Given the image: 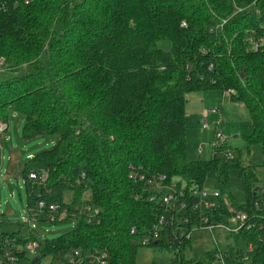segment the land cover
<instances>
[{
    "label": "trees",
    "instance_id": "obj_1",
    "mask_svg": "<svg viewBox=\"0 0 264 264\" xmlns=\"http://www.w3.org/2000/svg\"><path fill=\"white\" fill-rule=\"evenodd\" d=\"M235 7L246 10L233 16ZM222 20V30L211 33ZM250 28L264 33V0H0V123L16 113L25 118L24 141L56 139L22 169L24 179L30 171L48 174L43 186L25 184L27 203L37 192L47 204L100 210L90 224L77 217L60 237L42 236L41 255L52 263L57 254L97 249L110 264H136L139 232L151 228L159 213L145 200L144 186L128 179L130 167L184 184L187 193L209 182L228 192L237 170L245 200L239 205L229 198L248 219L230 237L237 247L240 241L253 247L247 264H264L257 167L220 157L189 160L185 121L189 95L220 91L223 100L247 111V151L259 146L264 153V48L248 49L243 35ZM224 91L233 93L225 97ZM67 193L72 199L64 203ZM235 246L226 262L244 264L235 259Z\"/></svg>",
    "mask_w": 264,
    "mask_h": 264
},
{
    "label": "built area",
    "instance_id": "obj_2",
    "mask_svg": "<svg viewBox=\"0 0 264 264\" xmlns=\"http://www.w3.org/2000/svg\"><path fill=\"white\" fill-rule=\"evenodd\" d=\"M255 5V3H252ZM245 8L235 7L233 16L239 13H244ZM258 17L260 12L255 10ZM226 20H222L220 24L215 23L210 27L211 33L221 31ZM182 28L186 27V23L182 22ZM261 29V27H260ZM244 42L249 50L258 52L264 48V33L259 32V29H247L243 35ZM202 56L207 55L208 51L204 48L200 49ZM208 71H212L213 65H208ZM233 91H224L225 97H229ZM220 121L217 122L219 125ZM203 130L208 129V124L204 122ZM8 130L6 122L0 123V135L5 134ZM201 153V151H199ZM211 157H220L226 162L234 160L229 152L226 140L222 138L221 133L215 130V141L212 144ZM48 178L45 171H30L25 179V183L32 185L43 186ZM84 178V175H81ZM128 179L134 183L144 186L145 200L156 206L158 215L156 223L149 229L139 232L137 244L140 247L169 246L173 249V255L179 256V264H227L226 260L229 257L227 253L217 252L208 254L205 259H188L183 258L180 262L181 252L190 247L191 237L195 231H208L209 233L216 228L223 227L219 224L221 220L216 218L228 217L230 222L237 226L236 234L243 229L247 223V215L240 210H235L230 202L227 194L210 188L206 185L199 189L190 188L189 193L185 190L184 184L177 185V182L165 183L164 178H148L146 175L134 167H130ZM2 178L0 176V186ZM86 196L87 194L84 193ZM136 200L141 199V195H135ZM256 208L258 205L256 204ZM190 211V212H189ZM226 211L230 216L225 215ZM100 210L89 204H83L72 209H68L64 204H47L42 200L40 193L35 192L34 201L27 206L25 217L21 221L15 223L18 229L12 233L0 232V264H32V260L36 257L41 258L39 252L42 234L37 230L38 226L44 223L64 222L67 217L73 220L77 217H82L87 223H92ZM2 221L0 218V225ZM248 225L246 229H249ZM132 235H136L135 227L130 230ZM160 245V246H161ZM253 247L247 246L245 249L240 248L239 254H236L235 259L247 264L249 257L253 254ZM34 258L29 262L28 257ZM173 257V259H174ZM55 260L50 264H110L109 257L105 251L92 250L82 252L74 250L56 255ZM42 259V258H41ZM172 259V260H173ZM172 260L169 264L172 263Z\"/></svg>",
    "mask_w": 264,
    "mask_h": 264
},
{
    "label": "rangeland",
    "instance_id": "obj_3",
    "mask_svg": "<svg viewBox=\"0 0 264 264\" xmlns=\"http://www.w3.org/2000/svg\"><path fill=\"white\" fill-rule=\"evenodd\" d=\"M164 48L167 49V45H164ZM11 76L12 74H3L2 78ZM187 98L185 121L187 126V152L192 157L190 160H198L196 150L200 146L205 150V154L201 159L210 158L212 144L215 141V130H217L218 133H221L222 138L226 140L234 161H239L242 166L257 167L259 187L261 192L264 193V153L259 146H252L249 151L246 149L244 137L248 136L251 130L250 120L245 108L241 104H233L229 100L223 102L222 92L220 91L195 93ZM222 104L224 121L222 124L217 125L219 119L211 115L205 117L204 110L209 113L212 110L219 109L218 106H222ZM15 118L9 116L10 129L12 128L11 144H0V174L3 177L0 186V217L2 221L0 232L8 234L16 230L14 223L21 221L25 217L28 206L26 187L22 177V169L24 165L28 164L27 156L47 151L56 142V139L47 137L23 141L20 134L18 137L15 135V130L16 123H20V126L24 125L25 118L22 116ZM204 122L210 126L211 131L202 129ZM5 136L6 134L2 135L0 139ZM10 154H17L18 162L21 161V163L16 168L12 167V171L8 172L7 177L3 169L9 164L8 156ZM213 186L219 188V186ZM229 187L228 193L230 196L233 197L237 204L242 205L245 200L244 187L242 180L239 179L238 172L235 170L230 173ZM71 199L72 194H65L64 203L71 202ZM75 225L76 221L72 219L53 224L44 223L38 226L37 230L43 235L44 239L51 241L71 231ZM220 225H223V227L216 228L211 233L208 231H195L191 237L190 247L182 251L181 254L188 259H205L208 254L226 253L229 247L235 246L230 233H234L237 230V226L232 224L228 217H225ZM238 247L245 249L242 241L239 242ZM173 257L172 252L160 246L140 247L136 255V264H169ZM33 258V256L28 257L29 260ZM51 261V258L45 256L41 259L40 264H50Z\"/></svg>",
    "mask_w": 264,
    "mask_h": 264
},
{
    "label": "crops",
    "instance_id": "obj_4",
    "mask_svg": "<svg viewBox=\"0 0 264 264\" xmlns=\"http://www.w3.org/2000/svg\"><path fill=\"white\" fill-rule=\"evenodd\" d=\"M207 92H216V91H207ZM200 93H203V92H200ZM193 94H195V93H193ZM226 100H228V99H224L223 100V102L224 101H226ZM230 101V100H229ZM222 102V103H223ZM231 102V101H230ZM232 103V102H231ZM233 104H236V103H233ZM203 106V105H202ZM241 106H243L242 104H241ZM219 107V112H216V113H213V112H207L206 110H204V114H205V117H209L210 115L212 116V117H217L219 120H220V115L222 116V121H221V123L220 124H222L223 123V104H222V106H218ZM244 107V106H243ZM245 108V107H244ZM246 110V109H245ZM204 114H203V116H204ZM11 117H13V118H17V117H19V116H21V115H18V114H16V113H12L11 115H10ZM15 118V119H16ZM7 124H8V130H7V132L5 133L6 134V136L4 137V138H2V139H0L1 140V143L0 144H2V143H8V144H11V142H12V135H11V129H10V124H9V120L7 121ZM219 124V125H220ZM22 127H23V125L22 126H20V123H16V130H15V135L18 137L19 136V134L21 135V131H22ZM208 131H211V128H210V126H208V129H207ZM250 130H251V127H250ZM5 134H2V135H5ZM2 135H0V137L2 136ZM250 135V134H249ZM24 141V140H23ZM187 149H188V147H187ZM199 151H201V153H199ZM188 153V152H187ZM204 154H205V150L202 148V146H200L197 150H196V155L198 156V159H201L203 156H204ZM189 155V154H188ZM31 156H33V154H29L28 156H27V158H29V157H31ZM211 157V156H210ZM188 158H189V160H190V158H192L191 157V155H189L188 156ZM20 159V158H19ZM205 160H207V159H205ZM4 161V160H3ZM8 161H9V164L7 165V167L5 168V169H3L4 171H5V175L8 177V172L10 173V171H12V167H17L20 163H21V161H19L18 162V157H17V154H10L9 156H8ZM226 162V161H225ZM232 162H234V160L232 161ZM229 163H231V162H229ZM3 164H4V162L2 163V166H3ZM243 167H247V166H243ZM235 171H237V170H235ZM238 172V171H237ZM238 174H239V172H238ZM0 176H1V174H0ZM1 178H2V180H3V177L1 176ZM23 182H24V184H26L25 183V179H24V177H23ZM23 182H22V184H23ZM1 183H2V181H1ZM213 185H216L217 186V184H215L214 182H209V184L207 185L208 187H210V188H213V189H216V190H218V191H220V189L217 187V188H215ZM221 192V191H220ZM223 194H227L228 196H230V194L228 193V192H222ZM231 197V196H230ZM1 216V215H0ZM1 218V217H0ZM15 224V223H14ZM16 229H18V227H17V225H16ZM191 243V242H190ZM43 256H41V258H42ZM41 258H39V261L38 262H34V263H37V264H40V262H41ZM34 260V259H33ZM33 260H32V264H34L33 263Z\"/></svg>",
    "mask_w": 264,
    "mask_h": 264
},
{
    "label": "water",
    "instance_id": "obj_5",
    "mask_svg": "<svg viewBox=\"0 0 264 264\" xmlns=\"http://www.w3.org/2000/svg\"><path fill=\"white\" fill-rule=\"evenodd\" d=\"M39 261V257H36L34 260H33V263L34 262H38Z\"/></svg>",
    "mask_w": 264,
    "mask_h": 264
}]
</instances>
